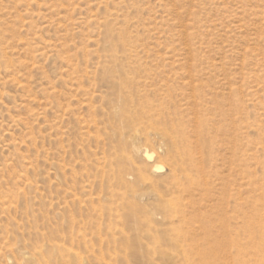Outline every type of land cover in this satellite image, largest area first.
Returning <instances> with one entry per match:
<instances>
[{"label": "rangeland", "instance_id": "rangeland-1", "mask_svg": "<svg viewBox=\"0 0 264 264\" xmlns=\"http://www.w3.org/2000/svg\"><path fill=\"white\" fill-rule=\"evenodd\" d=\"M0 264H264V0H0Z\"/></svg>", "mask_w": 264, "mask_h": 264}, {"label": "bare ground", "instance_id": "bare-ground-1", "mask_svg": "<svg viewBox=\"0 0 264 264\" xmlns=\"http://www.w3.org/2000/svg\"><path fill=\"white\" fill-rule=\"evenodd\" d=\"M178 143H179L178 141H176V142L173 143V145H175L174 147L176 149L179 147L178 146ZM146 156L150 158V155L148 154V152H146ZM174 157L175 156H172L170 160L173 161ZM157 169H160V168H157ZM204 234L207 236L206 241H208L209 243H215V244H217L216 246L218 247L217 250L219 251V253L218 254H215V257H218L220 255L225 256V254H227V250H228L229 244H232V246L238 247L237 251L239 253H244V250L245 249L242 248V247H239L235 240H231L230 242L229 241L228 242L227 241H225V242H218V239H217L218 237L217 236L222 235V237H228L229 236L228 230L220 231L218 233L219 235L218 234H215V231L214 230L206 231V233H204ZM257 243L258 242H254V240H252V244H253L252 245V250H254L253 251L254 253H256L257 251H259L261 249V247Z\"/></svg>", "mask_w": 264, "mask_h": 264}]
</instances>
